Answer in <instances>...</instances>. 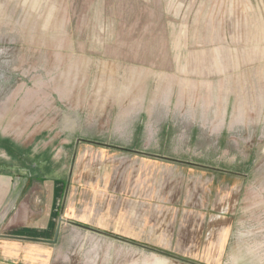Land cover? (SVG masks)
Instances as JSON below:
<instances>
[{
  "label": "rangeland",
  "instance_id": "obj_1",
  "mask_svg": "<svg viewBox=\"0 0 264 264\" xmlns=\"http://www.w3.org/2000/svg\"><path fill=\"white\" fill-rule=\"evenodd\" d=\"M214 6L264 20V0H0V172L57 165L41 168L69 187L57 264H264V88L237 90L248 125L225 136L188 117L194 93L218 92L181 79L188 55L221 54L219 38H192ZM261 27H234L230 57L264 51ZM128 108L136 116L118 119ZM87 111L96 123L74 129Z\"/></svg>",
  "mask_w": 264,
  "mask_h": 264
},
{
  "label": "crops",
  "instance_id": "obj_2",
  "mask_svg": "<svg viewBox=\"0 0 264 264\" xmlns=\"http://www.w3.org/2000/svg\"><path fill=\"white\" fill-rule=\"evenodd\" d=\"M248 10L227 6L208 7L204 8L203 12L199 13L201 17L194 21V24L200 26L192 35V38L197 40L196 42H200L196 45L212 47L217 38L221 41L218 47L222 55L218 54L216 47L209 50L207 54L194 52L192 55H188V59L194 64L193 70H189L187 75L183 70L182 78L180 74L182 80L186 78L193 80L194 89L196 88L198 93H201L203 86L218 90L217 93H211L205 98H201L202 95L197 97V94L194 93V105L188 114L194 125L207 129L211 135L225 136L228 128L241 126L245 124V121L248 125L245 111L247 107L242 106L240 102V104L236 103L233 96L239 93L237 90L242 91L250 87L255 92H260L264 88L262 82L264 81V70H232V62L264 61V59L259 60V56L264 55V51L259 49V44L254 46L256 55L253 54V58L249 55L244 57L242 51L239 52L241 53L240 57H235V59L229 54L234 52L228 45V40L233 37L234 27L236 32H240L238 36L243 28L249 29L254 23L262 24L260 29L263 28L264 20L250 18ZM126 24H128L129 38L131 39L132 32L136 30L130 22ZM141 31L148 32L149 29L145 27ZM247 36L249 37V34ZM186 37L191 36L188 34L180 36V38ZM254 40H257V37ZM179 54L181 55V52ZM180 55L177 57L178 65L186 61L185 56L181 55L183 58L181 62ZM226 57H228L227 60ZM134 73L136 74L135 71ZM202 79L219 81H209L204 84ZM249 80H253V82L249 83ZM255 80L259 81L255 82ZM234 84L236 86L233 87ZM226 89L230 91L226 92ZM240 94L247 93L240 92ZM233 105L236 109H233ZM233 110L235 112L231 113ZM124 111L126 113L123 115L119 113L118 119L136 116L134 108ZM98 116L103 117L101 114ZM78 117L81 121L79 123L70 122L71 126L75 129L85 125L86 133L89 132L88 127L94 125L95 119H97L93 114L90 115L89 111ZM120 120L114 128V133L118 136H125V126L119 123ZM49 124L51 125V121ZM146 141L152 140L150 138ZM51 160L50 156L40 163L35 160L32 162L31 168L24 167L18 174L10 171L0 172V264H57V218L69 187L62 179L43 177V172H41L43 164L47 165L53 173L57 170V165ZM64 216L67 220L68 217ZM63 255L64 252L61 256Z\"/></svg>",
  "mask_w": 264,
  "mask_h": 264
}]
</instances>
